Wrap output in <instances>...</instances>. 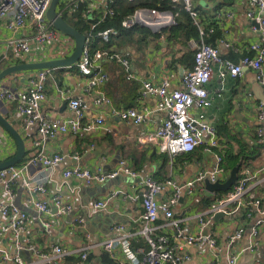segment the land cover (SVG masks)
Segmentation results:
<instances>
[{
	"label": "built area",
	"instance_id": "2783aa9c",
	"mask_svg": "<svg viewBox=\"0 0 264 264\" xmlns=\"http://www.w3.org/2000/svg\"><path fill=\"white\" fill-rule=\"evenodd\" d=\"M87 0H61L58 5V13H74L80 9ZM133 1V0H127ZM174 5L183 4L192 23L198 29V37L190 40L194 51V66L186 70L181 78V87L171 89L169 80L155 83L151 80L143 81L142 95L154 94L159 97L157 110L165 113L161 126L153 133L141 134L142 141H155L162 152L175 157L190 153L201 148L206 153H212L215 157L213 169H202L194 177L178 182L174 178L159 180L153 176L140 178L141 194L132 196L133 200H141L143 206V227L137 235L142 236L148 244V248L139 249L141 260L137 256L133 259L123 260L121 264H190L191 252L185 245L200 244L206 242L214 249L215 257L221 251V247L209 229L214 216L218 213L226 217L243 215L245 224L228 233L226 247L229 264H238L239 253L235 251V244L240 241L248 231L249 224L250 244L249 249L254 251L259 245L260 229L264 225V196H260L256 188L261 186L262 178L258 172L245 166L239 172L237 182L226 192L214 193L206 189V180L211 182L225 181L230 176V170L226 167L224 152L222 150L221 137L217 127L209 120V109L216 97L222 96L224 87L220 86L215 91L208 87L211 79L216 75L221 82L228 76L234 79L243 77L246 68L255 71L256 79L264 85V0H248L247 17L254 22V29H259L262 41H255L249 45L248 52L243 54L238 61H233L222 55L221 48H234V45L226 38L219 36L216 44L208 41L217 33L216 24L206 20V17L195 6V0H171ZM114 0H108L106 10L99 15L102 20L107 15H114L112 6ZM51 0H0V23L12 34L5 39L7 48L15 51L26 62L43 61L67 57L69 51L74 48V40L71 36L56 29L48 20L46 13ZM95 10V9H94ZM92 7L86 5L84 16L95 14ZM221 15V12L217 13ZM217 15V16H218ZM176 13L159 11L148 7H138L132 14L122 19V26L131 28L136 24L150 25L155 30H160L177 24ZM232 16V13H227ZM95 27V24L93 25ZM23 29L28 32L17 35ZM227 31V30H226ZM119 29L109 27L98 32L101 43H109L119 35ZM74 39V38H73ZM94 39L87 35L86 43L79 61L75 64L79 72L86 78L84 90L89 95H94L93 103L97 106H105L112 116L127 123L142 124L150 119L152 110L145 108L129 107L119 109L113 105L112 99L102 92H97L99 87L110 79L109 73L104 69L103 61L107 59L117 60L124 68L127 78L135 77L132 71L131 57L128 52L113 51L102 47L93 48ZM74 50V49H73ZM238 50V49H237ZM4 68L3 58L0 57V71ZM53 68L39 69L29 78L27 86L21 91L0 85V99L3 102L17 100L15 115L20 129L29 132L35 128L36 132L26 142V156L21 164H16L5 169H0V185L2 197L0 199V220L3 222L5 232L14 241V251L4 249L2 259L13 264H67L63 263L64 257L79 252L78 264H83L88 258V248L82 247L74 250L60 244H54L50 250H41L31 242L24 240L27 225L30 218L28 211L20 207L16 202L15 185L24 184V202L27 206L35 208L40 214L48 215L52 207L54 215L64 217L73 212L74 206L67 201L61 193H48L46 175L30 176L32 169L39 167L51 168L63 161L66 155L62 153H49L48 141L57 138L61 134H89L104 128V119L97 117L94 120H85L88 103L83 98L69 96L70 90L59 87V96L66 101L73 115L65 120H50L43 113V104L48 99L46 80ZM252 95V93H248ZM257 142L264 143V98L259 99L257 108ZM0 133V146L6 139ZM29 151V152H28ZM264 169V168H263ZM120 174H125L134 179L138 172L132 169L126 160L121 159L116 169L104 171L102 167L89 168L76 165L67 168L63 172L65 179L75 178L81 180L85 186L104 184L109 179H115ZM139 179V180H140ZM169 189V191H164ZM212 194L209 206L195 215L179 217L175 208L182 195L194 197L200 192ZM122 189L112 191L106 198L95 201L94 208L107 209L108 204L118 195H124ZM163 196H161V194ZM196 219L200 225L197 234L186 233L184 224L189 219ZM83 223L81 216L73 219ZM41 223L49 231L52 222L41 218ZM204 228H209L205 234ZM160 229H171L168 232H160ZM112 230L117 232L116 237L103 243L105 249L111 251L118 243H128L132 236L130 231L121 223H115ZM181 241V242H180ZM27 250L34 254L32 261H25L21 252ZM77 264V263H75Z\"/></svg>",
	"mask_w": 264,
	"mask_h": 264
},
{
	"label": "crops",
	"instance_id": "0c3cea01",
	"mask_svg": "<svg viewBox=\"0 0 264 264\" xmlns=\"http://www.w3.org/2000/svg\"><path fill=\"white\" fill-rule=\"evenodd\" d=\"M86 2L88 7L95 9V14H101L106 10L108 0H87ZM115 2L116 0L113 4ZM195 6L207 21L216 24L218 28L217 33L208 41L216 44L219 36L226 35V38L234 45V48H221L222 55L226 58L238 61L243 54L248 52L247 48L251 43L262 41L258 27L254 29V22L246 15L248 0H195ZM219 12L221 15L217 14ZM227 13H232V16H227ZM169 27L160 30L148 27L152 32L161 34L156 40L143 43L142 46L137 43H124L120 38L113 41V45L108 50L130 54L134 78L128 79L125 70L118 62L107 58L103 61L104 69L109 73L110 79L99 87L97 92L109 96L113 105L119 109L135 107L140 111L145 108L152 110L150 119L145 123H127L112 116L107 107L94 105V95H89L84 90L86 78L77 67L76 69L58 67L51 72L46 80L48 99L42 107L44 115L50 120L57 121L65 120L73 115L66 101L59 96V86L69 89L70 97L83 98L90 103L85 113V120L102 117L104 127L109 130L102 128L89 134H61L48 141V152L62 153L66 155L65 159L51 168L32 169L30 176L46 175L48 193H61L67 201L73 204L74 210L59 218L54 215L55 208L52 207L50 214L42 215L35 208L25 204L24 184L23 182L18 183L15 185V202L30 214L23 241H29L41 250H50L54 244L74 250L87 247L88 258L83 264H121L123 260L133 259L136 256L138 260H141L139 249L146 248V245L142 244L146 241L137 233L143 227V206L141 200L132 199L135 194H141L140 178L153 176L164 180L171 177L182 182L194 177L202 169L214 168V155L204 152L201 148L179 155L172 161L170 154L162 152L157 142L142 141L140 138L143 133L155 132L165 118V113L157 110L159 97L154 94L142 95L143 81L151 80L161 83L163 80H169L171 89H176L181 87L183 73L194 66V51L190 45L192 38L186 40L181 33H178L177 37H169L170 33L165 31ZM27 32V29H23L17 35L21 36ZM11 34L0 23V57L3 58L4 68L22 62V57L6 46L5 39ZM73 40L71 37L70 42ZM36 72L37 70L13 73L3 79L0 85L21 91ZM220 86L224 87L222 96L216 97L212 106L207 109L208 118L218 129L224 155L227 151L241 153L245 156V162L243 164L241 161L238 162L241 163L240 170L248 166L258 172L259 177L262 178V184L256 188V191L260 196H264V143L259 144L256 136L257 108L259 99L264 98V85L257 81L254 70L246 68L243 77L237 79L228 76L221 82L214 75L208 85L209 89L213 92ZM3 103L0 104V109L4 111V116L21 132L28 144V140L35 134L36 129L32 128L29 132L20 129L15 115L17 100ZM0 133L7 138L0 146V161H4L16 154L17 142L12 134L1 125ZM166 156L168 159L165 158ZM121 159L126 160L139 176L134 179L120 174L104 184L92 186H85L81 180L75 178L65 179L63 177L65 169L76 165L89 168L102 167L106 172L112 171L117 168ZM230 162L231 159L227 158L225 164L231 171L233 167L230 168ZM118 189L126 193L113 198L107 209L97 211L94 208L95 201L106 198L112 191ZM164 191H169V189ZM1 197L2 186L0 185V199ZM211 197L212 194L208 191L200 192L194 197L182 195L175 208L176 215L186 217L204 211L209 206ZM76 216L83 217L84 222H75L73 219ZM41 218L52 222L49 231L42 225ZM115 223L123 224L132 236L128 243H118L114 250L109 251L104 248L103 243L118 235L112 230ZM212 223V229L209 227L203 230L205 232L209 229L212 232L221 251L215 257L214 249L206 242L185 245V248L192 254L190 264H229L226 238L229 232L245 224L243 215L223 216L218 221L213 218ZM183 226L186 233L200 232L199 222L194 218L187 220ZM247 228L248 231L235 244V251L239 253L238 264H264V225L260 229L258 248L254 251L248 248L250 244L249 224ZM170 230L160 229L159 231L168 232ZM4 249L13 252L14 241L5 232L3 222L0 220V264H13L3 261L2 251ZM78 253L64 257L62 262L78 264L80 262ZM21 256L25 261H32L35 258L34 254L27 250L22 251Z\"/></svg>",
	"mask_w": 264,
	"mask_h": 264
},
{
	"label": "trees",
	"instance_id": "16d2710c",
	"mask_svg": "<svg viewBox=\"0 0 264 264\" xmlns=\"http://www.w3.org/2000/svg\"><path fill=\"white\" fill-rule=\"evenodd\" d=\"M138 7H148L159 11H172L173 13L178 12L177 24L165 29L166 32L170 33L169 37H177L178 33H181L186 40L198 37V29L196 26L193 25L190 14L183 9V4L180 3L174 5L171 0H116V2L112 5L115 14L107 15L102 20H100L99 18L100 14H94L85 17L83 13L86 9V4H82L78 11L72 14L65 13L64 18L67 20L68 23L80 30L82 33H85L86 35H92L94 39L93 48L102 46L105 49H109L113 45V41L119 38L120 40H123L124 43H137L142 46L143 43H150L156 40L161 33H154L150 28L141 24H136L131 28H126L122 26V19L125 16L132 14ZM94 24L95 27H93ZM109 27L118 28L120 33L111 42L104 43L103 45H101V40L97 36V34L99 31L107 29ZM113 61L118 62L117 60ZM22 62H24V60H22ZM119 64L121 65V63ZM70 68L76 69V66L74 65ZM122 69L124 70L123 67ZM51 70L53 72L55 69ZM168 156H166L165 158L168 159ZM227 158H229V160L231 159L229 165L230 168L234 167L240 161L242 162V164L245 162V156L241 153H231L227 151L226 155H224L225 161L227 160ZM25 159L26 158H24L18 164L23 163ZM142 244L143 246L146 245L145 247L148 248L147 242H142Z\"/></svg>",
	"mask_w": 264,
	"mask_h": 264
},
{
	"label": "water",
	"instance_id": "95a60500",
	"mask_svg": "<svg viewBox=\"0 0 264 264\" xmlns=\"http://www.w3.org/2000/svg\"><path fill=\"white\" fill-rule=\"evenodd\" d=\"M60 1L61 0H51L46 16L56 29L74 38L75 46L72 53L67 57H62V58L43 60V61L21 62V63L9 65L0 71V82H2L3 79L7 78L8 76L16 72L49 69V68L54 69L58 67H72L79 61L86 43L87 35L85 33H82L74 26H72L70 23H68L67 20L64 18V16L58 13V5ZM169 13L172 14V11H169ZM146 26L152 27L150 25H146ZM0 104H4L3 100L1 99H0ZM0 125L4 127L7 131H9L17 142L16 154L10 157L9 159L0 161V169H5L10 166L18 164L20 161H22L25 158L26 142L21 132L17 130L14 127V125L4 116V111L1 109H0ZM240 166L241 163L236 164L231 169L230 176L228 177V179L223 182L222 181L211 182L210 180L207 179L206 189L211 193L217 191L226 192L230 190L238 180ZM223 216L224 214L218 213L214 216V220L218 221ZM209 227H213V223ZM207 232L208 231L206 230L205 234Z\"/></svg>",
	"mask_w": 264,
	"mask_h": 264
},
{
	"label": "rangeland",
	"instance_id": "374dc122",
	"mask_svg": "<svg viewBox=\"0 0 264 264\" xmlns=\"http://www.w3.org/2000/svg\"><path fill=\"white\" fill-rule=\"evenodd\" d=\"M74 46H75V41H74ZM73 49H74V48H73ZM73 49L69 51V54L73 51ZM223 133H225V130H223ZM221 143H222V141H221ZM222 144H223V143H222Z\"/></svg>",
	"mask_w": 264,
	"mask_h": 264
}]
</instances>
